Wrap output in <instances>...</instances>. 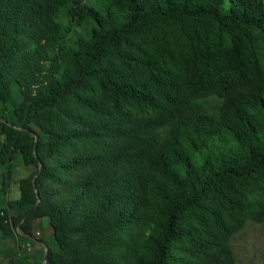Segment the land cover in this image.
I'll list each match as a JSON object with an SVG mask.
<instances>
[{
  "label": "trees",
  "instance_id": "obj_1",
  "mask_svg": "<svg viewBox=\"0 0 264 264\" xmlns=\"http://www.w3.org/2000/svg\"><path fill=\"white\" fill-rule=\"evenodd\" d=\"M13 95L0 161L36 170L0 230L36 188L47 264H239L233 241L264 224V0H0Z\"/></svg>",
  "mask_w": 264,
  "mask_h": 264
},
{
  "label": "rangeland",
  "instance_id": "obj_2",
  "mask_svg": "<svg viewBox=\"0 0 264 264\" xmlns=\"http://www.w3.org/2000/svg\"><path fill=\"white\" fill-rule=\"evenodd\" d=\"M79 32H81L80 27ZM23 101L20 95H13L11 103L0 104V115L13 123H19L20 119L17 120L18 117L16 118L15 114L16 112L17 115L19 114L17 106ZM1 138L6 141L5 135H1ZM3 158L7 160L9 155L6 154ZM35 170L33 159L18 152L15 153L14 160L9 163L0 161V221L3 220L5 225H13L16 212L10 208L9 204L20 199L21 181L32 176ZM46 207L39 209V206L28 216V220L31 221V237L39 242L21 239L17 234L19 232H16L18 229L15 230V228H12L14 232L12 236L8 237L0 230V264L13 262L43 264L44 253L48 247L54 252L57 251L58 246L50 228L49 218L43 216L42 210L43 208L47 210ZM233 246L239 264H264V224L250 227L244 237L235 238Z\"/></svg>",
  "mask_w": 264,
  "mask_h": 264
},
{
  "label": "water",
  "instance_id": "obj_3",
  "mask_svg": "<svg viewBox=\"0 0 264 264\" xmlns=\"http://www.w3.org/2000/svg\"><path fill=\"white\" fill-rule=\"evenodd\" d=\"M18 129L22 130L21 128H18ZM30 133L35 137L34 155H35V157H36V159H37V161H38V163H39V168H38L37 175H36V176L34 177V179H33V183H34V187H35V178L40 174L41 167H42V163H41L40 159L38 158V156H37V152H36V147H37V143H38V136H37V134L34 133V132H30ZM35 192H36V196H37V202H36L34 208H33L32 210H30V211L28 212V214L25 215L23 221L20 223V225H19V227H18V230L20 229V227H21V225L24 223V221H26V219L28 218V216H29L33 211H35V210L37 209V207L39 206V204H40L41 198H40V194H39V192H38V190H37L36 188H35ZM27 237L30 238V239H32V240H34V241H36V242H39V241L35 240L34 238H32V237H30V236H27ZM43 245H44V244H43ZM48 254H49V252H48V250L46 249V250H45V253H44V262H43V264H47V262H48Z\"/></svg>",
  "mask_w": 264,
  "mask_h": 264
}]
</instances>
